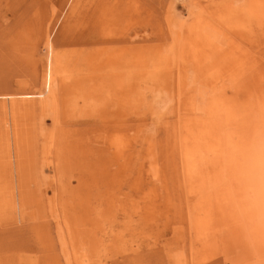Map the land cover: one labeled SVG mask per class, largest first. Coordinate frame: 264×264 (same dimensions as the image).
I'll use <instances>...</instances> for the list:
<instances>
[{
	"label": "rangeland",
	"instance_id": "rangeland-1",
	"mask_svg": "<svg viewBox=\"0 0 264 264\" xmlns=\"http://www.w3.org/2000/svg\"><path fill=\"white\" fill-rule=\"evenodd\" d=\"M0 264H264V0H0Z\"/></svg>",
	"mask_w": 264,
	"mask_h": 264
},
{
	"label": "bare ground",
	"instance_id": "bare-ground-1",
	"mask_svg": "<svg viewBox=\"0 0 264 264\" xmlns=\"http://www.w3.org/2000/svg\"><path fill=\"white\" fill-rule=\"evenodd\" d=\"M127 58H128V57H127ZM54 87H55V84H54ZM53 90H54V89H53ZM54 91H55V90H54ZM50 92H51V91H50ZM49 95H50V94H49ZM79 184H80V183H79ZM65 190H66V189H65ZM72 191H73V190H72ZM144 191H145V190H144ZM145 192H146V191H145ZM75 193H76V192H75ZM152 195H153V194H152ZM70 197H71V196H70ZM151 197H152V196H151ZM151 197H150V198H151ZM80 200H81V199H80ZM80 200H79V201H80ZM79 203H80V202H79ZM65 204H67V203H65ZM149 218H150V217H149ZM203 226H204V225H203ZM76 237H77V236H76ZM72 239L74 240V238H72Z\"/></svg>",
	"mask_w": 264,
	"mask_h": 264
}]
</instances>
